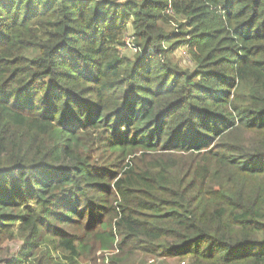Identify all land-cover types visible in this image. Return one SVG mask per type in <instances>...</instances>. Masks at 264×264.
I'll use <instances>...</instances> for the list:
<instances>
[{
  "label": "trees",
  "instance_id": "trees-1",
  "mask_svg": "<svg viewBox=\"0 0 264 264\" xmlns=\"http://www.w3.org/2000/svg\"><path fill=\"white\" fill-rule=\"evenodd\" d=\"M96 251L264 264V0H0V264Z\"/></svg>",
  "mask_w": 264,
  "mask_h": 264
},
{
  "label": "rangeland",
  "instance_id": "rangeland-1",
  "mask_svg": "<svg viewBox=\"0 0 264 264\" xmlns=\"http://www.w3.org/2000/svg\"><path fill=\"white\" fill-rule=\"evenodd\" d=\"M172 30V28H170ZM130 34H128L129 36ZM127 39H130V37ZM126 39L127 42H129L128 40ZM126 42V43H127ZM128 44V43H127ZM127 54L131 55V53L129 51L126 52ZM172 59L174 62L177 63L178 66L182 67V68H186L187 67V62H186V58H185V55H184V52H183V48H180L179 51H177L176 53H174L172 55ZM90 258H95V264H107V261L106 262H103V253H101L100 251H96L95 253L91 254V256H89ZM136 259L134 260V264H139V261L142 260L144 257H142L141 255H138L137 257H135ZM162 261H164V259H157L155 260V264H160ZM153 261L152 260H147L146 261V264H151ZM110 264V263H109ZM165 264H177L176 261L174 260H165Z\"/></svg>",
  "mask_w": 264,
  "mask_h": 264
},
{
  "label": "bare ground",
  "instance_id": "bare-ground-1",
  "mask_svg": "<svg viewBox=\"0 0 264 264\" xmlns=\"http://www.w3.org/2000/svg\"><path fill=\"white\" fill-rule=\"evenodd\" d=\"M12 108V107H11Z\"/></svg>",
  "mask_w": 264,
  "mask_h": 264
}]
</instances>
